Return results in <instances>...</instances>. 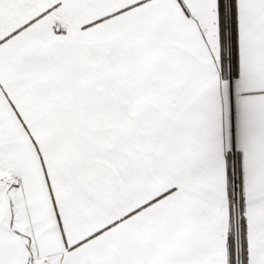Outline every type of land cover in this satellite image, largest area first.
<instances>
[{
	"label": "snow or ice",
	"instance_id": "snow-or-ice-1",
	"mask_svg": "<svg viewBox=\"0 0 264 264\" xmlns=\"http://www.w3.org/2000/svg\"><path fill=\"white\" fill-rule=\"evenodd\" d=\"M0 264H264V0H0Z\"/></svg>",
	"mask_w": 264,
	"mask_h": 264
}]
</instances>
